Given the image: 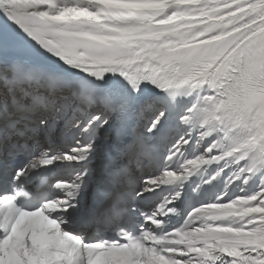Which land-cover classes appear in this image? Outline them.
Returning <instances> with one entry per match:
<instances>
[{
    "label": "snow or ice",
    "instance_id": "6c2138e0",
    "mask_svg": "<svg viewBox=\"0 0 264 264\" xmlns=\"http://www.w3.org/2000/svg\"><path fill=\"white\" fill-rule=\"evenodd\" d=\"M0 264H264V0H0Z\"/></svg>",
    "mask_w": 264,
    "mask_h": 264
}]
</instances>
